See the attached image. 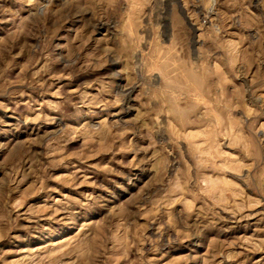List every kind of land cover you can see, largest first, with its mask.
<instances>
[{"label": "rangeland", "instance_id": "1", "mask_svg": "<svg viewBox=\"0 0 264 264\" xmlns=\"http://www.w3.org/2000/svg\"><path fill=\"white\" fill-rule=\"evenodd\" d=\"M0 264H264V0H0Z\"/></svg>", "mask_w": 264, "mask_h": 264}]
</instances>
